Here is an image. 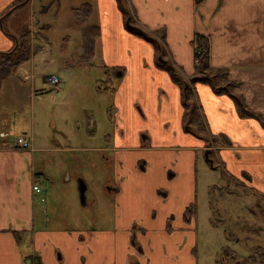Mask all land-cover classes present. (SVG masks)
Here are the masks:
<instances>
[{
  "label": "crops",
  "instance_id": "0c3cea01",
  "mask_svg": "<svg viewBox=\"0 0 264 264\" xmlns=\"http://www.w3.org/2000/svg\"><path fill=\"white\" fill-rule=\"evenodd\" d=\"M17 1L0 0V52L12 50L13 36L23 34L2 26L4 18L11 23L31 0L14 9ZM126 2L135 27L163 42L165 60L183 69L187 79L195 74V37L208 38L211 66L228 70L239 85L234 94L264 117V0ZM87 3L99 22L75 23L81 33L94 25L101 34L88 64L81 61L82 38L77 65L88 78V67L97 64L101 69L102 84L108 87L104 91L113 97V135L107 130L105 145L92 147L98 126L88 100L82 105L85 126L77 123L80 146H68L67 136L65 145L56 139L41 147L31 125L32 134L24 133L32 138L31 149L20 151L10 139L14 114H0V264H201L203 216L207 210L215 214L209 202L199 199L200 153L209 151L212 168L222 169L226 178L264 201V129L257 120L243 118L231 96L217 95L200 83L196 102L207 132L197 136L186 131L182 90L169 72L158 67L154 46L128 30L117 0ZM36 56L11 75L17 80L9 90L11 102L20 99L18 81L36 80ZM68 65L77 74L76 65ZM48 77L43 81L48 83ZM74 85L82 88L79 80ZM59 87L55 91L63 93ZM73 152L113 154L114 179L108 195L94 200L85 196L81 203L80 190L62 160V155ZM59 170L65 172L62 182ZM193 205L196 213L188 219ZM216 221L218 229L220 220Z\"/></svg>",
  "mask_w": 264,
  "mask_h": 264
},
{
  "label": "rangeland",
  "instance_id": "374dc122",
  "mask_svg": "<svg viewBox=\"0 0 264 264\" xmlns=\"http://www.w3.org/2000/svg\"><path fill=\"white\" fill-rule=\"evenodd\" d=\"M27 1L18 0L14 8ZM87 2L93 3V0H31L27 6H22L19 13L14 14L11 23L9 18H4L2 26L6 30L12 26L19 33H31L33 45L40 46L35 64L38 76L33 84L18 81L17 87L21 94L19 100L10 101L11 83L17 82L13 79L14 75L4 80L0 93V114L4 111L14 114L10 139L15 141L24 133L31 135L30 127L33 125L34 137L41 147L49 145L48 140L55 143L56 139L65 145L67 136L70 138L67 145L78 147L81 145L78 124L85 126L82 105L88 100L98 126L92 147L105 145L103 136L107 130L113 135V97L104 91L106 85L102 84L104 80L101 69L97 68V64L93 68L88 67V78L86 70L77 65L76 53L82 51L83 37L79 25L73 19L72 9ZM117 2L128 25L131 19L129 6L126 0ZM98 17L97 13L93 15L88 24H96ZM69 62L76 65L74 68L77 74L72 73L74 71L68 65ZM52 75L60 79L59 88L64 90L63 93L55 91L50 83L43 81V76ZM63 75L68 76L62 78ZM77 80L82 86L80 89L74 85ZM89 88L92 89L91 94L84 93ZM15 107H19V111L15 112ZM69 107L72 112H69ZM66 123L71 125L68 127ZM62 160L67 163V173L72 174V181L76 182L79 190L81 181L86 187L89 186L86 198L94 200L98 196L108 195L106 189L112 187L114 179L112 153L73 152L62 155ZM198 161L199 199L201 203L209 202L208 208L215 214L211 216L207 210L203 216L206 230L199 242L201 264H237L238 261L248 264L253 260L255 264H264V201L226 178L222 169L212 168L206 153H200ZM44 164L48 165L47 161ZM76 173H81L83 178L79 179ZM58 175L60 181H63L65 172L59 170ZM96 208L93 212L98 214ZM216 220H220L218 229Z\"/></svg>",
  "mask_w": 264,
  "mask_h": 264
},
{
  "label": "trees",
  "instance_id": "16d2710c",
  "mask_svg": "<svg viewBox=\"0 0 264 264\" xmlns=\"http://www.w3.org/2000/svg\"><path fill=\"white\" fill-rule=\"evenodd\" d=\"M30 1V0H29ZM120 1V0H118ZM15 7L14 9L18 8ZM94 9L90 3H85L79 8L72 10L74 21L83 25L87 23L93 15ZM131 21L128 25V30L148 42H150L155 50L157 56V65L169 72L172 80L182 90L183 106L185 109L184 123L186 131L201 136L207 132V126L204 121L203 110L196 102V86L198 84H206L212 87L217 95H229L238 105V110L243 118H250L257 120L264 129V117L261 114L249 110L242 98L234 94L235 89L239 86L230 79L229 71L226 69H215L210 64V42L208 38L197 35L193 41V46L196 51V66L195 74L190 78L184 77L183 69L177 67L173 63L166 61L167 51L165 44L158 41L142 29L136 28L134 19L130 15ZM101 31L99 26H87L83 29V54L81 61L83 64H88L96 54V40L100 36ZM12 36V35H10ZM16 42L15 47L8 52H0V92L3 87V82L6 78L11 76L20 66L28 63L34 53L39 52L40 46L34 47L32 44L31 33L24 34L21 37L13 36ZM163 59V63L160 59ZM118 74V71L116 72ZM108 90V87L105 88ZM196 213V206H191L186 217H191ZM19 238V234L17 235ZM34 259H32L33 261ZM254 261V260H253ZM33 264V263H31ZM35 264V263H34ZM39 264V263H36Z\"/></svg>",
  "mask_w": 264,
  "mask_h": 264
},
{
  "label": "built area",
  "instance_id": "2783aa9c",
  "mask_svg": "<svg viewBox=\"0 0 264 264\" xmlns=\"http://www.w3.org/2000/svg\"><path fill=\"white\" fill-rule=\"evenodd\" d=\"M48 83L52 85V87L55 89L58 88L60 85V79L55 77V76H50L47 78ZM31 144H32V138L28 136H19L13 143L14 148L20 151H27L31 149ZM36 191H40V188L38 186L34 187Z\"/></svg>",
  "mask_w": 264,
  "mask_h": 264
},
{
  "label": "water",
  "instance_id": "95a60500",
  "mask_svg": "<svg viewBox=\"0 0 264 264\" xmlns=\"http://www.w3.org/2000/svg\"><path fill=\"white\" fill-rule=\"evenodd\" d=\"M130 20L128 22L129 23L128 25H130ZM160 62L163 63L164 62L163 59H160ZM206 157H207V161L210 164H212V160L209 159V151L206 152ZM86 189H87L86 188V185L83 182H81V184H80V194H81V200H82V202H84V200H85Z\"/></svg>",
  "mask_w": 264,
  "mask_h": 264
},
{
  "label": "flooded vegetation",
  "instance_id": "af4514ba",
  "mask_svg": "<svg viewBox=\"0 0 264 264\" xmlns=\"http://www.w3.org/2000/svg\"><path fill=\"white\" fill-rule=\"evenodd\" d=\"M234 251V250H233ZM231 253V250L229 251V254ZM237 264H241V262L240 261H238V263ZM248 264H255L253 261L252 262H250V263H248Z\"/></svg>",
  "mask_w": 264,
  "mask_h": 264
}]
</instances>
